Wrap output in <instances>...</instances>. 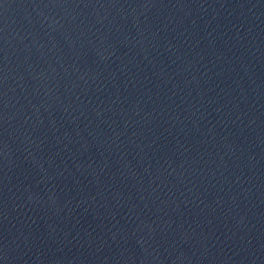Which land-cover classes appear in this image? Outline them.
<instances>
[{"label":"water","instance_id":"obj_1","mask_svg":"<svg viewBox=\"0 0 264 264\" xmlns=\"http://www.w3.org/2000/svg\"><path fill=\"white\" fill-rule=\"evenodd\" d=\"M0 264H264V0H0Z\"/></svg>","mask_w":264,"mask_h":264}]
</instances>
